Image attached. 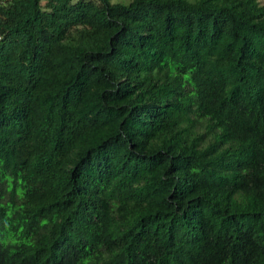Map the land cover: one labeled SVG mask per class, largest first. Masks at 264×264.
I'll return each instance as SVG.
<instances>
[{
  "label": "trees",
  "instance_id": "trees-1",
  "mask_svg": "<svg viewBox=\"0 0 264 264\" xmlns=\"http://www.w3.org/2000/svg\"><path fill=\"white\" fill-rule=\"evenodd\" d=\"M0 264H264V2L0 0Z\"/></svg>",
  "mask_w": 264,
  "mask_h": 264
},
{
  "label": "rangeland",
  "instance_id": "rangeland-1",
  "mask_svg": "<svg viewBox=\"0 0 264 264\" xmlns=\"http://www.w3.org/2000/svg\"><path fill=\"white\" fill-rule=\"evenodd\" d=\"M114 1H122V2H129V0H114ZM261 2H264V0H260Z\"/></svg>",
  "mask_w": 264,
  "mask_h": 264
}]
</instances>
